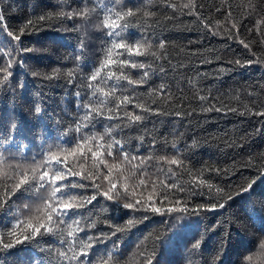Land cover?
I'll use <instances>...</instances> for the list:
<instances>
[{"label":"trees","instance_id":"trees-1","mask_svg":"<svg viewBox=\"0 0 264 264\" xmlns=\"http://www.w3.org/2000/svg\"><path fill=\"white\" fill-rule=\"evenodd\" d=\"M167 2L175 7H165L164 0H0V16L4 17L0 22V80L6 75L2 69L12 60L11 75L0 84V130L10 132L13 122L23 129L14 139L9 136L11 143L4 142L0 131V153L13 158L12 164L30 166L41 152L57 147L66 149L75 143L77 133L73 120L77 119L78 102L75 93L80 91L87 102L90 93L81 82L86 83L93 66L100 63L99 48L105 37L96 25L103 18V6L114 10L138 8L140 12L130 18L134 23H130L127 33L134 32V37L144 33L156 55L138 58L152 65L151 75L147 84L136 88L132 95L152 111L142 113L147 118L132 128L122 126L119 119L97 118L94 127L84 131L99 135L111 126V138L122 141L130 153L139 151L142 156L169 159L175 156L182 166L154 159L149 162L148 183L140 185L135 179H119V195L114 200L107 199L95 187L70 189L74 195L96 193L97 196L92 204L80 209L81 226L94 221L95 227L85 228L79 236L99 238L101 232L116 233L94 240L88 257L81 259L90 264H144L145 258L152 255L153 264H264V248L260 246L264 242V117L254 114L264 111V0H194L196 8L191 9V14L190 7H184L190 0ZM250 5L255 6L254 11H250ZM93 6L97 7L87 20L59 15L61 11ZM145 11L153 15L146 17ZM41 15L49 18L37 19ZM30 19L33 25L25 29L17 44L7 35L3 24L20 35L21 27ZM233 23L239 24V31L233 28ZM241 40L249 47L245 48ZM161 41L163 49L159 46ZM20 48L25 51L21 52ZM80 55L82 59L78 60ZM122 83L130 89L126 81ZM36 105L43 109L39 116ZM69 161L83 175L96 171L90 156L83 170L75 158L69 157ZM169 168L173 169L171 174ZM69 179L107 188L102 176L95 181L81 176ZM161 181L175 187H164ZM252 182L250 191L235 195L241 186L247 187ZM225 194H232L234 198L228 200ZM137 199L145 205L162 207L164 211L155 213L135 205ZM125 200L135 207H123ZM12 201L10 207L0 209V235L10 242L15 239L8 235L16 223L14 217L27 222L29 215L43 214L36 191L18 192ZM177 201L180 210L167 212L168 208L177 206ZM217 201L225 202L226 207L193 211L200 205ZM25 205L31 207V212ZM129 220L134 221L132 226H128ZM65 221L71 224L72 218L65 217ZM109 224L123 230L116 231ZM25 231L22 226L17 234ZM64 238L67 239L66 235ZM196 241L201 242L199 248H194ZM66 250L59 233L56 236L45 233L12 248H0V264H61L58 253Z\"/></svg>","mask_w":264,"mask_h":264},{"label":"snow or ice","instance_id":"snow-or-ice-1","mask_svg":"<svg viewBox=\"0 0 264 264\" xmlns=\"http://www.w3.org/2000/svg\"><path fill=\"white\" fill-rule=\"evenodd\" d=\"M165 7H175L167 0H164ZM97 6H93L92 9L87 7L80 10H68L61 11L59 15L68 19L74 17H80L87 20L91 15V12L95 11ZM184 7H190L195 9L196 5L194 0H190V4L184 5ZM218 12L219 8L216 9ZM255 6L250 5V11H254ZM140 12V9L134 7H128L124 9H116L108 5H104L102 9V20L96 25L98 30L103 31L104 43L101 48L100 63L94 65L91 73L81 82L82 87H87L89 95L82 96L80 91L75 93L77 97L76 103V116L77 119L73 120L75 125V132L77 133L74 138L75 143L69 144L66 149L57 147L55 150L49 148L46 152H41L37 157L33 158L32 164L24 165L19 162L12 164L10 161L13 158L7 157L0 153V209L10 207L12 197L19 193H30L36 191L42 204V216H28V221L25 222L19 217H14L16 223L12 225V231L8 232L10 237H14V242L5 241L0 235V248H12L15 244H21L24 240L34 239L36 236H42L45 233L56 236L59 233L61 237V244L67 245L66 251H60L58 256L61 259V264L67 261V264H90V261L81 259V257L87 258L89 250L93 247V241L99 238L109 237L115 235V232L99 234V238L94 235L79 236L80 232L85 231V228H94L95 222H90L84 226H81L83 219V213L80 212L81 208L92 204L97 199L96 193L85 196L83 193L72 194L70 189L75 188H89L95 187L103 192V195L109 199H117L119 195V189L117 187V181L123 179L125 181H131L133 179L138 180L140 185H146L148 180V168L149 162L158 159L166 162L169 165L182 166V162L175 158L169 159L168 157H154L153 155L142 156L137 153H130L125 150L122 141L115 138H111V126L105 130L104 133L96 135L91 132H85L84 129L94 127V121L97 118H104L108 120L119 119L123 122L122 126L132 128L138 124H142L147 118L142 113L150 112L147 105L139 103L132 95L136 88L144 87L150 78L152 67L146 60L138 59L140 57H147L148 55L155 56L156 53L152 52L153 45L149 39L143 34L138 37H134L127 33L130 23H134V20L130 19L136 17ZM250 14V13H249ZM152 12L145 11L144 16L151 17ZM228 16H232V12H228ZM49 16L41 15L37 19L46 20ZM4 21V17L0 16V22ZM261 21H257V25ZM33 20H28L24 26L20 29V35H17L12 30H8L6 24L3 27L7 31V35L11 37L17 44L21 42V35L24 34L25 29L29 25H33ZM233 28L239 31V24L233 23ZM244 43V47L248 48L249 44L241 40ZM160 48L164 47L163 41L160 42ZM81 49H83V42H81ZM21 52L25 49L20 48ZM77 59H82V55L77 56ZM237 63H240L237 61ZM252 63V61H247ZM12 67V60L9 59L7 68L2 69L6 75L4 80H7L11 75L9 69ZM131 69L133 71H128ZM163 70V69H161ZM135 75V78H134ZM51 79V77H46ZM0 80V84L4 82ZM122 81H126L130 89L125 87ZM71 82V81H70ZM164 86L161 85L159 91H163ZM120 95H117V93ZM127 93V94H125ZM118 101V103H117ZM129 106L134 109H140L139 112L130 110ZM107 109V112H105ZM219 111V109H217ZM35 112L39 116L43 109L36 105ZM255 115L264 117V111H257ZM3 132V140L5 143H11L9 139L11 135L14 137L22 133L23 129L16 123L11 124V131L9 129L0 130ZM31 131V130H30ZM144 139H140V144L143 145ZM175 147V146H174ZM94 162L95 172H90L88 175H83L82 171H75V164L69 161V157L75 158L80 162V167L83 170L84 162L89 158ZM102 166V167H101ZM106 170V171H105ZM173 169L169 168L168 173L171 174ZM118 174V175H117ZM81 176L82 179L92 178L94 181L102 176L103 180L107 181L106 190L101 187L100 184L85 185L69 179V177ZM201 183H205L201 181ZM253 183H249L247 187L241 186L240 190L235 195H240L243 192H248L252 189ZM164 187H175V185H167L161 181ZM127 183L125 184V190L127 191ZM211 188V185L209 184ZM113 190H116L115 192ZM222 189H218V192H222ZM77 195L80 199H77ZM227 195L228 200H232L234 197L232 194ZM166 198V197H165ZM177 206L168 208L167 212H173L180 210ZM135 205H140L155 213H163L162 207H155L151 204L145 205L141 203V200L137 199ZM135 205L127 200L124 201L123 207L134 208ZM225 202L217 201L211 205H200L198 209H194V212H198L201 209L212 211L215 208H223ZM25 208L31 212V207L25 205ZM139 210V209H137ZM38 212L41 209L37 210ZM65 217L72 218L71 224H66ZM76 217H80L77 219ZM46 218V219H45ZM35 220L36 223H32ZM66 227L61 228L60 225ZM134 224L133 220L128 221V226ZM75 225V227H73ZM24 227L26 231L21 235L17 234V230ZM108 227L115 228L116 231H122L123 228L117 225L109 224ZM43 229V231H42ZM7 230V226L6 229ZM67 237L65 239L64 237ZM200 241H196L194 248L200 247ZM261 248H264V242L261 243ZM219 259V257H217ZM144 264H153V256L149 255L145 258Z\"/></svg>","mask_w":264,"mask_h":264},{"label":"bare ground","instance_id":"bare-ground-1","mask_svg":"<svg viewBox=\"0 0 264 264\" xmlns=\"http://www.w3.org/2000/svg\"><path fill=\"white\" fill-rule=\"evenodd\" d=\"M173 8H174V7H173ZM73 9H74V8H73ZM75 9H76V8H75ZM171 10H172V9H171ZM175 11H176V10H175ZM100 18H101V17H100ZM101 20H102V19H101ZM200 21H201V19H200ZM202 22H203V21H202ZM202 22H201L200 24H202ZM204 24H205V23H203V25H204ZM95 25H96V24H94V26H95ZM195 25H196V24H195ZM140 26H141V25H140ZM92 27H93V26H92ZM93 28H94V27H93ZM133 28H134V26H133ZM136 28H137V27H136ZM136 28H134V29H136ZM140 28H141V27H140ZM196 28H197V27H196ZM128 29H130V28H128ZM137 29H138V28H137ZM137 29H136V30H137ZM142 29H145V28H142ZM132 30H133V29H132ZM208 30H209V28H208ZM130 31H131V30H130ZM209 31H211V30H209ZM214 31H216V29H215ZM145 32H147V31H145ZM133 33H134V32H133ZM133 33H132V35H133ZM142 33H143V32H142ZM129 34H130V33H129ZM138 34H139V33H138ZM138 34H137V35H138ZM143 34H144V33H143ZM98 35H99V34H98ZM98 35H97V36H98ZM102 35H103V34H102ZM216 35H218V34H216ZM95 36H96V35H95ZM97 36H96L95 38H97ZM99 36H100V35H99ZM135 36H136V35H135ZM138 36H139V35H138ZM202 37H203V36H202ZM216 37H217V36H216ZM95 38H93V40H95ZM103 38H104V37H103ZM203 38H204V37H203ZM217 38H218V37H217ZM89 39H90V38H89ZM221 39H222V38H221ZM102 40H103V39H102ZM160 40H161V39H160ZM207 40H208V39H207ZM78 41H79V40H78ZM80 41H81V40H80ZM88 41H89V40H88ZM95 41H96V40H95ZM227 41H228V40H227ZM96 42H97V41H96ZM99 42H101V41L99 40ZM164 42H165V41H164ZM192 42H193V41H192ZM196 42H198V41H196ZM208 42H209V41H208ZM101 43H103V42H101ZM199 43H201V42H199ZM199 43H198V44H199ZM98 44H99V43H98ZM236 44H238V43H236ZM92 45H93V44H92ZM94 45H95V44H94ZM87 46H88V45H87ZM89 46H90V45H89ZM189 46H190V45H189ZM194 46H195V45H194ZM196 46H197V45H196ZM199 46H200V44H199ZM97 47H98V46H97ZM101 48H102V47H100L99 49H101ZM88 49H89V48H88ZM97 49H98V48H97ZM162 49H163V48H162ZM155 50H156V49H155ZM158 50H159V49H158ZM160 50H161V49H160ZM90 51H91V50H90ZM96 51H98V50H96ZM96 51H95V52H96ZM91 52H92V51H91ZM95 52H94V53H95ZM154 52H155V51H154ZM156 52H157V51H156ZM92 53H93V52H92ZM96 54H97V53H96ZM158 54H159V53H158ZM94 55H95V54H94ZM161 55H162V54H161ZM168 55H169V54H168ZM166 57H167V56H166ZM173 57H174V56H173ZM157 58H158V57H157ZM167 58L170 59V57H167ZM167 58H166V59H167ZM160 59H162L161 56H160ZM176 59H177V58H176ZM176 59H175V60H176ZM173 60H174V59H173ZM173 60H172V61H173ZM168 62H169V61H168ZM170 62H171V61H170ZM65 63H66V62H65ZM162 63H163V62H162ZM177 63H178V62H177ZM52 64H53V63H52ZM66 64H67V63H66ZM172 64H173V63H172ZM172 64H171V65H172ZM178 65H179V64H178ZM178 65L176 64V67H177ZM180 65H182V64H180ZM212 65H213V64H212ZM62 66H63V65H62ZM165 66H166V65H165ZM169 66H170V63H169ZM173 66H174V65H173ZM182 66H183V65H182ZM215 66H216V65H215ZM59 67H60V66H59ZM184 67H185V66H184ZM199 67H200V66H199ZM216 67H217V66H216ZM161 68H162V67H161ZM163 68H164V67H163ZM171 68H172V67H171ZM177 68H178V67H177ZM194 68H195V67H194ZM208 68H209V67H208ZM219 68H220V66H219ZM223 68H224V67H223ZM54 69H55V68H54ZM62 69H63V68H62ZM62 69H61V70H62ZM158 69H159V68H158ZM164 69H165V68H164ZM183 69H184V68H183ZM199 69H200V68H199ZM206 69H207V68H206ZM172 70H173V69H171V71H172ZM175 70H176V69H175ZM214 70H215V69H214ZM219 70H221V69H219ZM219 70H218V71H219ZM56 71H57V69H56ZM179 71H180V70H179ZM182 71H183V70H182ZM193 71H194V70H193ZM211 71H213V70H211ZM162 72H163V71H162ZM184 72H185V71H184ZM194 72H195V71H194ZM194 72H193V73H194ZM221 72H222V71H221ZM157 73H158V72H157ZM167 73H169V72L167 71ZM170 73H172V72H170ZM176 73H177V72H176ZM179 73H180V72H179ZM191 73H192V72H191ZM195 73H196V72H195ZM165 74H166V72H165ZM177 74H178V73H177ZM205 74H206V73H205ZM262 74H263V73H262ZM158 75H159V74H158ZM163 75H164V73H163ZM167 75H168V74H167ZM187 75H189V74H187ZM156 76H157V75H156ZM156 76H155V77H156ZM160 76H161V75H160ZM164 76H165V75H164ZM180 76H181V75H180ZM198 76H199V75H198ZM256 76H257V75H256ZM170 77H171V75H170ZM182 77H183V76H182ZM184 77H185V76H184ZM184 77H183V78H184ZM191 77H192V76H191ZM253 77H254V76H253ZM157 78H158V77H157ZM166 78H167V77H166ZM166 78H165V79H166ZM168 78H169V77H168ZM180 78H181V77H180ZM187 78H188V77H187ZM197 78H198V77H197ZM212 78H213V77H212ZM58 79H59V78H58ZM160 79H162V78H160ZM194 79H195V78H194ZM55 80H56V79H55ZM62 80H64V79H62ZM151 80H152V79H151ZM166 80H167V79H166ZM166 80H165V81H166ZM174 80H175V78H174ZM189 80H190V79H189ZM191 80H192V78H191ZM58 81H59V80H58ZM58 81H57V82H58ZM60 81H61V80H60ZM60 81H59V82H60ZM153 81H154V79H153ZM159 81H160V80H158V82H159ZM167 81H168V80H167ZM171 81H172V80H171ZM180 81H181V80H180ZM192 81H193V80H192ZM55 82H56V81H55ZM57 82H56V83H57ZM153 83H154V82H153ZM160 83H164V82H160ZM172 83H173V82H172ZM46 84H47V83H46ZM59 84H60V83H59ZM61 84H62V83H61ZM150 84H151V83H150ZM154 84H155V83H154ZM182 84H183V83H182ZM196 84H197V82H196ZM47 85H48V84H47ZM51 85H52V83H51ZM158 85H159V84H158ZM60 86H61V85H60ZM149 86H150V85H149ZM153 86H154V85H153ZM155 86H156V85H155ZM167 86H168V85H167ZM178 86H179V85H178ZM178 86H177V87H178ZM198 86H199V85H198ZM46 87H47V86H46ZM55 87H56V86H55ZM151 87H152V86H151ZM159 87H160V86H159ZM168 87H169V86H168ZM171 87H172V86H171ZM171 87H170V88H171ZM194 87H195V86H194ZM47 88H48V87H47ZM183 88H184V86H183ZM61 89H62V87H60V91H61ZM152 89H153V87H152ZM51 90H53V89H51ZM51 90H50V91H51ZM180 90H181V89H180ZM58 91H59V90H58ZM153 91H154V90H153ZM163 91H164V90H163ZM176 92H177V91H176ZM185 92H187V91H185ZM256 92H257V91H256ZM169 93H170V92H169ZM188 93H189V92H188ZM258 93H259V92H258ZM157 94H158V93H157ZM171 94H172V93H171ZM180 94H181V93H180ZM182 94H183V93H182ZM165 95H166V94H165ZM175 95H176V94H175ZM255 95H256V94H255ZM259 95H260V94H259ZM159 96H160V95H159ZM178 96H179V95H178ZM162 97H164V95H163ZM170 97H171V96H170ZM187 97H188V96H187ZM176 99H177V97H176ZM182 99H183V97H182ZM185 99H186V98H185ZM263 99H264V98H263ZM256 100H257V99H256ZM46 101H47V100H46ZM178 101H179V99H178ZM257 101H258V100H257ZM52 103H53V102H52ZM261 103H262V102H261ZM42 105H43V104H42ZM48 105H49V104H48ZM48 105H47V106H48ZM56 105H57V104H56ZM158 109H159V108H158ZM158 109H157V110H158ZM155 113H156V112H155ZM155 113H154V114H155ZM152 114H153V113H152ZM257 130H258V129H257ZM261 132H262V131H261ZM263 135H264V134H263ZM262 139H263V138H262ZM91 162H92V161H91ZM262 178H264V177H262ZM263 183H264V182H263ZM261 186H262V185H261ZM262 188H263V187H262ZM263 189H264V188H263ZM259 191H262L261 188H260ZM259 191H257V192L259 193ZM259 195H260V193H259ZM253 197H254V196H253ZM255 197H256V196H255ZM259 197H260V196H259ZM262 198H263V197H262ZM252 199H253V198H252ZM256 199H257V198H256ZM215 200H216V199H215ZM262 200H263V199H262ZM253 201H254V200H253ZM237 202H238V201H237ZM259 202H260V201H259ZM257 203H258V202H257ZM242 204H243V203H242ZM247 204H249V203H247ZM260 204H261V203H260ZM247 206H248V205H247ZM252 206H253V205H252ZM225 207H226V206H225ZM5 209H6V208H5ZM5 209H4V210H5ZM254 209H255V208H254ZM9 210H10V208H9ZM12 210H13V209H12ZM2 211H3V210H2ZM14 211H15V210H14ZM250 211H251V210H250ZM251 212H252V211H251ZM261 212H262V211H261ZM14 213H15V212H14ZM15 214H16V213H15ZM18 214H19V213H18ZM8 215H9V214H8ZM20 215H21V214H20ZM14 216H15V215H14ZM14 216H13V217H14ZM263 216H264V215H263ZM263 216H261V217L263 218ZM13 217H12V219H13ZM260 220H261V219H260ZM263 222H264V221H263ZM262 224H263V223H262ZM215 235H216V234H215ZM217 235H218V234H217ZM219 235H220V234H219ZM213 237H214V236H213ZM210 238H211V237H210ZM220 239H221V238H220ZM218 241H219V240H218ZM220 241H221V240H220ZM224 241H225V240H224ZM213 242H214V241H213ZM209 243H210V242H209ZM212 244H213V243H212ZM214 244H215V243H214ZM216 244H217V243H216ZM216 244H215V245H216ZM217 247H218V246H217ZM215 248H216V247H215ZM221 249H222V247H221ZM204 250H205V249H204ZM217 250H218V249H217ZM207 251H208V250H207ZM212 252H213V251H212ZM218 252H219V251H218ZM203 254H204V253H203ZM209 254H210V253H209ZM211 254H212V253H211ZM203 256H204V255H203ZM207 256H208V255H207Z\"/></svg>","mask_w":264,"mask_h":264}]
</instances>
